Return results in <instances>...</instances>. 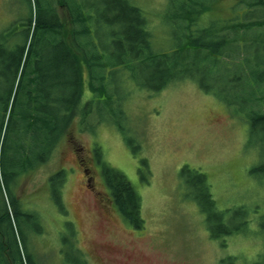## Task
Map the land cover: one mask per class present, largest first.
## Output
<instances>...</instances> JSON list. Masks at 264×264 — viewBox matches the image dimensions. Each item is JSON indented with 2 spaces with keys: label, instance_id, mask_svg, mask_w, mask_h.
Instances as JSON below:
<instances>
[{
  "label": "trees",
  "instance_id": "16d2710c",
  "mask_svg": "<svg viewBox=\"0 0 264 264\" xmlns=\"http://www.w3.org/2000/svg\"><path fill=\"white\" fill-rule=\"evenodd\" d=\"M213 2L166 0L165 18L174 40L170 49L154 48L147 18L129 0H46L53 18L38 11L33 16L31 11L18 45L5 41L17 35V29L0 35V264L53 262L39 252L45 232L41 214L17 195V189L21 177L49 160L74 118L80 131L94 132L95 123L88 121L93 100L81 103L85 72L88 89L105 94L107 100L101 101L110 109L108 72L126 70L134 78L139 68V85L151 93L194 80L223 103L230 116L243 118L248 143L256 141L264 150V0H236L230 17L201 23ZM98 148L93 145L95 162L117 213L130 227L143 228L140 194L121 171L103 160ZM66 171L59 168L47 177L49 201L56 211L64 207ZM186 171L184 166L181 173ZM251 172L264 177V162ZM196 177L194 198L206 214L209 237L220 238L218 244L225 247L223 237L242 234L250 217L238 208V216L229 219L226 209L217 208L207 177ZM70 224L73 258L60 250L66 258L60 264H86ZM234 258L231 254L225 260L233 264Z\"/></svg>",
  "mask_w": 264,
  "mask_h": 264
},
{
  "label": "rangeland",
  "instance_id": "374dc122",
  "mask_svg": "<svg viewBox=\"0 0 264 264\" xmlns=\"http://www.w3.org/2000/svg\"><path fill=\"white\" fill-rule=\"evenodd\" d=\"M45 1L0 0V35L14 28L19 31L6 43L22 41L31 11L33 16L38 11L53 18ZM129 1L147 18L154 48L174 46L165 18L166 0ZM235 1L214 0L201 23L230 17ZM56 8L65 18L64 11ZM140 79L139 68L134 78L126 70L108 72L110 109L101 101L107 100L105 94L88 89L85 72L81 103L93 100L88 121L95 123L94 132L80 131L74 118L49 160L20 178L17 195L30 201L43 219L39 252L51 257L48 264L66 259L60 250L73 258L71 223L86 264H228L225 258L231 254L233 264L264 262V177L251 172L264 162V150L256 141L248 143L247 123L230 116L226 106L194 80L151 93L139 85ZM94 144L103 160L121 171L140 194L143 228L130 227L117 213L95 162ZM184 166L187 171L182 174ZM59 168L67 170V178L61 196L64 207L56 211L49 201L47 177ZM196 174L207 177L217 208L226 209L229 219L238 216V208L250 217L242 234L223 237L225 247L218 244L220 238L209 237L206 214L194 198ZM65 239H69L66 245Z\"/></svg>",
  "mask_w": 264,
  "mask_h": 264
}]
</instances>
